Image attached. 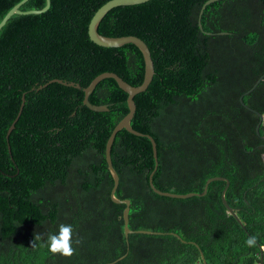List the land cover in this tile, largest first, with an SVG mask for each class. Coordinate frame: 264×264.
<instances>
[{
    "label": "trees",
    "instance_id": "trees-1",
    "mask_svg": "<svg viewBox=\"0 0 264 264\" xmlns=\"http://www.w3.org/2000/svg\"><path fill=\"white\" fill-rule=\"evenodd\" d=\"M21 1L0 0V22ZM108 1L50 0L46 12L14 15L0 30V264H204L201 255L205 264H264V79L252 89L264 75V0L214 2L202 30L207 0L121 6L100 22L99 34L136 36L151 54L154 76L134 97L130 125L156 142L154 187L200 194L208 179L223 177L236 216L222 204L224 181L209 183L205 196L155 194L151 143L123 129L111 161L119 176L114 195L130 201L127 237L125 204L110 198L105 159L107 139L128 113L127 94L102 80L89 102L108 111L94 112L81 90L49 83L85 88L106 72L131 86L143 82L134 45L104 48L88 37L93 14ZM46 2L28 0L20 10ZM61 223L74 229L71 257L45 243ZM36 234L45 241L31 247ZM250 236L256 247L246 245Z\"/></svg>",
    "mask_w": 264,
    "mask_h": 264
},
{
    "label": "water",
    "instance_id": "water-1",
    "mask_svg": "<svg viewBox=\"0 0 264 264\" xmlns=\"http://www.w3.org/2000/svg\"><path fill=\"white\" fill-rule=\"evenodd\" d=\"M27 1L28 0H22L17 5H15L4 16V18L0 22V30L5 26V24L9 21V19L14 15L41 14V13L46 12L50 7V0H47L46 6L42 10H32V11L23 12L20 10V7ZM149 1H151V0H109L108 2L103 4L100 8H98L95 11V13L93 14V16L89 22V25H88V37L95 45L100 46V47H104V48H119V47H122L123 45H126V44H132L141 52V54L143 56V60H144V79H143V82L139 86H136V87L131 86L126 81H124L121 77H119L117 74L109 73V72L102 73V74L98 75L85 88H82L79 84H76L73 82H67V81H63V80H59V79H54V80L49 82V83H58V84H61L63 86L73 87V88H76L78 90H81L84 94L83 105L86 106L87 108H89L90 110L94 111V112H107L108 111L107 106H96V105H92L89 102V96L92 94V92L94 91L96 86L102 80L113 79L117 83L119 88L127 94L126 102H127V107H128V113L114 127L110 136L107 139L106 146H105V159H106V163L108 166V170H109V172L112 176V179H113V187H112L111 192H110V198H111L112 202L115 204H125V208L123 210L122 218H123V222H124V234L126 237L129 234L133 233V231H131L128 228L130 201L128 199L119 200L114 195L115 191L117 190L118 185H119V176H118L116 170L114 169V167L112 165V161H111V148H112L114 139H115L117 133L123 129L126 130L128 133L134 135V136L146 137L151 143L153 158L155 160V166H154V169L149 176V185H150L151 190L155 194L160 195V196H164V197H168V198H177V199H186V198H190V197H194V196H205L209 183H211L213 181H224L226 183V185H225V188L221 194L222 204L224 205V207L228 210V212L231 215L235 216L233 209L231 207H229V205L227 204V202L225 200V191L229 187V181L223 177H213V178L208 179L205 183V186H204L202 193H200V194H196V193L173 194V193H169V192L160 191V190L156 189L153 185L152 178H153V175H154L155 171L157 170V166H158L156 142L150 135L138 132V131L134 130L130 125V122H131V120L135 114V111H136V105L134 102V97L140 93H143L148 88V86L152 82V79L154 76V65H153V61L151 58L149 48L147 47L146 43L142 39H140L136 36H133V35L122 36V37H108V36H104V35H101L98 33V26H99L100 22L106 16V14L109 11H111L112 9L117 8V7H121V6L139 5V4L149 2ZM217 1H219V0H207L201 6V9L199 11V16H198V26L201 30H202L201 17H202V14H203L205 8L208 5H210L214 2H217ZM263 79H264V75L261 76L257 80V82L255 83V85L253 86L252 89H254ZM49 83L38 87L36 90H40V89L45 88ZM32 90H34V89H32ZM242 98L243 97L240 98L241 104H243ZM24 102H25V95H23L21 98V105H20L17 117L12 122L11 126L9 127L7 134H6V138L9 137L10 133L15 128V124L18 121V119L22 113ZM262 120H263V118H262V116H260V122H262ZM256 132L257 133L259 132V126L256 128ZM263 160H264V155H263ZM137 233L148 234V235L153 234L152 232H149V231H137ZM201 256H202V260L205 264L204 256L203 255H201ZM121 259H122V257L119 258L117 261H119ZM117 261H115V262H117ZM115 262H113V263H115Z\"/></svg>",
    "mask_w": 264,
    "mask_h": 264
},
{
    "label": "clouds",
    "instance_id": "clouds-1",
    "mask_svg": "<svg viewBox=\"0 0 264 264\" xmlns=\"http://www.w3.org/2000/svg\"><path fill=\"white\" fill-rule=\"evenodd\" d=\"M73 233L74 229L71 224L61 223L57 233L36 234L34 240L32 241L31 247H37L38 241H45L48 251L52 254H59L64 257H71L75 254L76 249L73 247ZM81 241L77 239L75 243L79 244ZM246 245L249 248L257 246V237L250 236L246 240ZM264 248V245H260Z\"/></svg>",
    "mask_w": 264,
    "mask_h": 264
},
{
    "label": "built area",
    "instance_id": "built-area-1",
    "mask_svg": "<svg viewBox=\"0 0 264 264\" xmlns=\"http://www.w3.org/2000/svg\"><path fill=\"white\" fill-rule=\"evenodd\" d=\"M261 253H264V248L261 247Z\"/></svg>",
    "mask_w": 264,
    "mask_h": 264
}]
</instances>
